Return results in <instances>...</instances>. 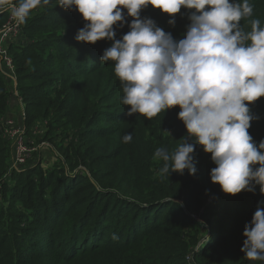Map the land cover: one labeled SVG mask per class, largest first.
Segmentation results:
<instances>
[{
	"label": "trees",
	"instance_id": "obj_1",
	"mask_svg": "<svg viewBox=\"0 0 264 264\" xmlns=\"http://www.w3.org/2000/svg\"><path fill=\"white\" fill-rule=\"evenodd\" d=\"M57 2L33 9L7 48L24 126L30 132L27 127L45 125L41 140L53 144L52 167L11 168L12 144L1 132L10 89L0 73V264H264L241 251L244 226L264 201L260 186L224 193L210 178L211 153L199 144L194 175L161 173L157 148L174 152L182 137L195 143L177 116L179 106L151 119L129 116L115 62L100 59L112 41H77L86 21L75 6ZM249 2L253 13L240 22L246 31L252 19L264 24V0ZM191 11L182 7L174 25L152 5L141 17L179 40ZM6 16L0 14V28ZM114 28L116 39L129 31L127 23ZM249 107L248 131L258 144L264 97Z\"/></svg>",
	"mask_w": 264,
	"mask_h": 264
},
{
	"label": "clouds",
	"instance_id": "obj_2",
	"mask_svg": "<svg viewBox=\"0 0 264 264\" xmlns=\"http://www.w3.org/2000/svg\"><path fill=\"white\" fill-rule=\"evenodd\" d=\"M50 2L0 0V10L7 7L24 23L33 9ZM56 5L68 10L75 6L82 14L86 23L78 29L77 41H112L100 59L115 62L129 116L139 113L151 119L179 106L177 116L195 143L182 137L174 152L157 148L154 158L163 161L161 173L183 174L187 169L194 175L199 144L211 153L216 167L210 178L224 193L255 192L259 185L264 194V140L257 144L248 131L254 119L249 105L264 97V24L256 18L250 31L241 26L253 13L249 0H58ZM149 5L169 14L171 25L182 7L194 10L184 37L176 40L152 18L141 17ZM127 16L133 18L130 23ZM118 22L120 27L127 23L129 31L116 39ZM123 140L130 142L131 133ZM262 205L258 201L244 226L241 251L252 261H264Z\"/></svg>",
	"mask_w": 264,
	"mask_h": 264
},
{
	"label": "built area",
	"instance_id": "obj_3",
	"mask_svg": "<svg viewBox=\"0 0 264 264\" xmlns=\"http://www.w3.org/2000/svg\"><path fill=\"white\" fill-rule=\"evenodd\" d=\"M7 12L6 20L0 28V68L2 76L9 79L12 86L13 96L18 99L21 104L20 118L21 124L15 125L10 120L4 121L2 127V136L8 140L13 141L14 154L11 162V168H19L26 160L27 150L23 144L24 126L23 120L25 118V110L22 105V101L19 98V94L16 88L17 78L15 68L10 55H8L6 49L7 45L13 43L20 34L21 23H19L11 14V11L5 7L0 10V14ZM12 79V80H11Z\"/></svg>",
	"mask_w": 264,
	"mask_h": 264
},
{
	"label": "rangeland",
	"instance_id": "obj_4",
	"mask_svg": "<svg viewBox=\"0 0 264 264\" xmlns=\"http://www.w3.org/2000/svg\"><path fill=\"white\" fill-rule=\"evenodd\" d=\"M8 45H7V48H8ZM6 51L8 53V49H6ZM0 73L1 75H3L1 72V68H0ZM4 79H5V82L9 86L10 95H12L13 91H12V86L10 84L11 81L7 79L6 77ZM22 105H23V102H22ZM18 107L20 111L21 104ZM23 108H24V105H23ZM9 116L10 115L8 114H5L3 116L1 128L3 127L4 121L6 120H10L13 124L19 125L16 117L15 116L13 117V114H11V117ZM23 126H24V123H23ZM27 128H31V131L27 132L28 129L26 130V127L24 126L23 144H24L25 149L27 150L26 152L27 157H26L25 162L19 168H28V167H33L34 165H39L43 168L52 167L57 162L56 158L54 157L52 153L53 144L52 143L49 144L48 142L41 140L42 135L45 132V125L44 124H39V125L34 124L31 127H27ZM8 141L12 144V149H14L13 141L11 140H8ZM13 154H14V151H13ZM194 218L197 220H200L197 216H194ZM200 222L202 221L200 220Z\"/></svg>",
	"mask_w": 264,
	"mask_h": 264
},
{
	"label": "crops",
	"instance_id": "obj_5",
	"mask_svg": "<svg viewBox=\"0 0 264 264\" xmlns=\"http://www.w3.org/2000/svg\"><path fill=\"white\" fill-rule=\"evenodd\" d=\"M18 106H20L18 99L15 98L13 95H10L9 107L6 114L10 115L9 117H11V114H13V117H16L17 122L21 124L20 111Z\"/></svg>",
	"mask_w": 264,
	"mask_h": 264
}]
</instances>
